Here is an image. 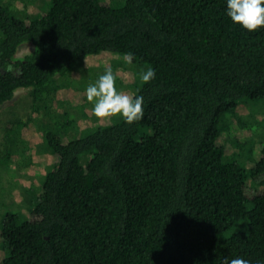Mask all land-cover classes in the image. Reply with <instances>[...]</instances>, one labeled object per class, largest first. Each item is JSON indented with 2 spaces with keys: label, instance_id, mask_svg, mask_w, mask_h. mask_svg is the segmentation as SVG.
I'll list each match as a JSON object with an SVG mask.
<instances>
[{
  "label": "trees",
  "instance_id": "trees-1",
  "mask_svg": "<svg viewBox=\"0 0 264 264\" xmlns=\"http://www.w3.org/2000/svg\"><path fill=\"white\" fill-rule=\"evenodd\" d=\"M106 51L155 70L132 95L144 117L72 136L75 120L43 103ZM18 88L49 117L18 129L34 122L51 159L28 216L1 222L0 264H264V140L236 131L258 128L238 107L264 97V28L234 23L226 0H51L32 18L0 0V106ZM227 142L252 156L249 170L225 159ZM33 154L21 150L26 168Z\"/></svg>",
  "mask_w": 264,
  "mask_h": 264
},
{
  "label": "rangeland",
  "instance_id": "rangeland-1",
  "mask_svg": "<svg viewBox=\"0 0 264 264\" xmlns=\"http://www.w3.org/2000/svg\"><path fill=\"white\" fill-rule=\"evenodd\" d=\"M1 2L5 3L17 16L26 18L41 16L51 4V0H1ZM33 47L29 43L22 44L16 55L23 57L30 53ZM126 60L132 61L129 55L106 51L99 55H88L76 62L74 68L69 71L68 77L57 78L58 90H54L43 103L49 106L51 117L74 119L75 127L70 130L72 136L77 133V129L85 130L96 123L106 124L120 120L122 118L120 116L98 120L93 114L94 105L87 101L86 88L104 73L105 68L111 67L117 76V90L133 95L141 83L139 73L150 66L128 63ZM32 104L31 89L18 88L13 99L0 106V225L7 211L18 213L20 217L28 216L30 202L41 188L40 179L48 166L45 164L51 159L50 154L39 142V130L34 122L23 126L21 130L18 129L17 121H26L31 115L36 116L35 118L39 121L49 120L48 115L33 113ZM238 111L244 117L250 116L256 119L258 128L256 130L245 128L241 130L242 132L238 129L237 133L246 138L252 135L251 138L255 140V144L262 143L264 140V97L255 100L243 99ZM25 145H31L34 148V160L31 164L27 160V168L24 165L23 155L22 157L19 155ZM226 151L225 159L238 160L246 170H249L254 163L248 152L236 149L229 142L226 144ZM5 255V248L0 242V259Z\"/></svg>",
  "mask_w": 264,
  "mask_h": 264
},
{
  "label": "clouds",
  "instance_id": "clouds-1",
  "mask_svg": "<svg viewBox=\"0 0 264 264\" xmlns=\"http://www.w3.org/2000/svg\"><path fill=\"white\" fill-rule=\"evenodd\" d=\"M227 15L231 20L241 25L249 32L264 28V0H226ZM131 54H129L130 56ZM130 63V60H126ZM14 72L13 64H8L3 70ZM156 76L153 68L141 71L139 78L142 83H150ZM117 76L111 67H107L104 73L86 88L87 101L94 105L93 114L98 120H108L114 116H120L128 124L139 121L144 117V98L133 97L117 90ZM223 264H250V261L237 257L225 259Z\"/></svg>",
  "mask_w": 264,
  "mask_h": 264
}]
</instances>
